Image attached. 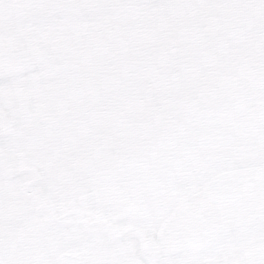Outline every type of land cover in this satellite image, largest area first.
Listing matches in <instances>:
<instances>
[{
    "label": "snow or ice",
    "instance_id": "6c2138e0",
    "mask_svg": "<svg viewBox=\"0 0 264 264\" xmlns=\"http://www.w3.org/2000/svg\"><path fill=\"white\" fill-rule=\"evenodd\" d=\"M0 264H264V0H0Z\"/></svg>",
    "mask_w": 264,
    "mask_h": 264
}]
</instances>
